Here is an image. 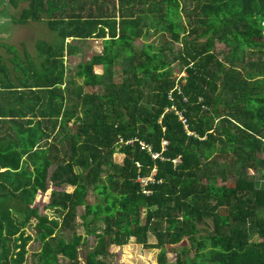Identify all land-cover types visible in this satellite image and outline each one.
<instances>
[{
  "label": "trees",
  "instance_id": "16d2710c",
  "mask_svg": "<svg viewBox=\"0 0 264 264\" xmlns=\"http://www.w3.org/2000/svg\"><path fill=\"white\" fill-rule=\"evenodd\" d=\"M26 1L22 25L59 34L38 65L0 58V264L35 241L38 264H79L90 236L85 264H122L131 239L156 264L175 246L173 264H264V0ZM151 34L179 69L170 46L135 52ZM106 35L69 74L65 41Z\"/></svg>",
  "mask_w": 264,
  "mask_h": 264
},
{
  "label": "rangeland",
  "instance_id": "374dc122",
  "mask_svg": "<svg viewBox=\"0 0 264 264\" xmlns=\"http://www.w3.org/2000/svg\"><path fill=\"white\" fill-rule=\"evenodd\" d=\"M2 2V0H1ZM11 0H3V2L0 4V31L1 32H6V31H10V29L13 28V26L10 24V18H12V22L15 25H20L22 24V22L20 21V11L19 9H13V7H11ZM7 5V6H6ZM22 6L20 7L21 10ZM14 15V16H13ZM12 16V17H11ZM5 18L9 19L5 21ZM7 22H9V26L5 25L7 24ZM28 24V21H27ZM24 25V24H23ZM17 29L19 30V32H17L16 36L14 37V39H4V38H0V58L3 59L5 61V63L8 62V65L10 67H12V60L16 57V56H20V58H23V47H28L26 48L27 50H30V48H32L33 44H32V39L36 40V42L43 43V40H39V33H42L43 30L41 29H37L36 27H32V28H21V27H17ZM16 29V30H17ZM42 38V37H40ZM169 41V37L163 36V35H155L153 36L152 34L147 36V38H142L141 40L135 41L133 43V48L136 51H140L144 46L148 45V44H155V46L157 48H159L160 46L166 45V46H170L172 48L171 52L167 53V60L170 62H172L171 64V68L173 69V71L176 68H180L181 65L178 64V60L174 61V57L175 55H177V53H179V49H180V44L179 43H174L172 41H170L169 43L167 42ZM46 42V41H45ZM166 42V43H165ZM16 46V47H15ZM18 48V49H17ZM217 50L219 52L224 51V46L221 44L217 45ZM9 53V54H8ZM35 56V52L33 53V56ZM222 57V56H221ZM121 59L117 60L116 65L119 66V64L121 63ZM32 63V62H31ZM6 65V64H5ZM75 70V69H74ZM70 71V70H69ZM185 74H177L176 72H174L173 76L177 78L183 77ZM2 78H4L2 76ZM122 79L121 75H115L113 80L115 82H120ZM78 83L82 82V79L78 78L77 79ZM99 90V89H98ZM102 92V90H101ZM187 128V126H185V129ZM166 143H163V146H165ZM251 172V171H250ZM257 176V186L258 187H263V180H262V174L259 172L258 174H256ZM48 187H50L51 190H58V188L54 187L53 185H48ZM90 194H92V190L90 191ZM89 202L93 203V198L92 196H89ZM85 212V207H80L78 208V213L79 215H82ZM47 215H50V217H58V215L55 214V211L53 210H47L46 212ZM259 215L261 218H264V210H261L259 212ZM78 222H82L81 219H78ZM100 226H96V228H94L95 226H93V228L95 230H97L98 233H100V231L104 228V225L102 222L99 223ZM78 232L81 233L82 235L85 236V229L84 227L79 228ZM150 243H156V239L150 235V237L148 238ZM88 241V245H83L80 248V255H79V264H85L86 263V255L88 253V250L91 251L93 249V245L96 243V239L93 236H90L87 238ZM252 241H258V236L254 235L252 238ZM189 246H186V248H188ZM184 246H175L173 250L167 252L166 254V258L168 263H175L177 260V255L180 254V252L184 249ZM28 249V254L26 255V260L24 264H38V257L35 256V254H37L40 249H41V244L37 241L35 242H30L27 246ZM158 252L159 250H144L142 249V247L140 245L135 244L134 239H131L129 241V243L125 246H122L120 248V255L122 257V264H156L157 263V256H158ZM110 261H113L112 258H110ZM60 264H73L71 262H69L68 260H66L65 258L61 257L60 258Z\"/></svg>",
  "mask_w": 264,
  "mask_h": 264
},
{
  "label": "crops",
  "instance_id": "0c3cea01",
  "mask_svg": "<svg viewBox=\"0 0 264 264\" xmlns=\"http://www.w3.org/2000/svg\"><path fill=\"white\" fill-rule=\"evenodd\" d=\"M81 1H87V0H81ZM108 1V0H107ZM11 7H13V9H19V11L23 10L24 8H27L29 5V2L26 0H19V2H17L16 6L13 3H10ZM89 4H92V0H90ZM7 6V5H6ZM22 6L21 10L20 7ZM89 6L87 5V13H89ZM14 16V15H13ZM12 17V16H11ZM9 20V19H8ZM10 22L11 25L13 26L12 29H10V31H6V32H1L0 31V38H4L6 40L8 39H14V37L17 35L16 33L19 32V30L17 29V27H21V28H32V27H36L37 29H41L43 30L42 33H39V40H43V43L40 42L41 44H53L55 42L54 38L56 34H59L58 30L59 27H56L55 25H50L47 24V20H42V21H32L29 20L28 24H20V25H15L12 22V18H10ZM17 29V30H16ZM106 32V30H104ZM42 37V38H40ZM108 40V36L106 35L104 39H87V40H73V39H67L65 41V49H64V64L65 66H67L68 68V73L70 74L69 70H74V68L78 67V66H82L84 64H87L88 62H90L92 60V58L94 56H98L102 53L103 50V42ZM46 41V42H45ZM38 42H36V40L32 39V48H30V50H27L26 48L28 47H23V60H26V55L29 57H27L28 59H30L31 61H34L35 65H38L42 59H40L39 56V49L38 46L39 44ZM72 45L74 48L72 49L71 53L72 55H68V46ZM16 47V46H15ZM40 47V46H39ZM18 49V48H17ZM35 52V56H33V53ZM9 54V53H8ZM8 64V62L6 63ZM13 79H16V77H13Z\"/></svg>",
  "mask_w": 264,
  "mask_h": 264
},
{
  "label": "flooded vegetation",
  "instance_id": "af4514ba",
  "mask_svg": "<svg viewBox=\"0 0 264 264\" xmlns=\"http://www.w3.org/2000/svg\"><path fill=\"white\" fill-rule=\"evenodd\" d=\"M1 3H2V2H1ZM1 3H0V4H1ZM6 20H8V19L5 18V21H6ZM8 24H9V22H7V24H5V25L9 26ZM10 24H11V22H10ZM9 30H10V28H9Z\"/></svg>",
  "mask_w": 264,
  "mask_h": 264
},
{
  "label": "built area",
  "instance_id": "2783aa9c",
  "mask_svg": "<svg viewBox=\"0 0 264 264\" xmlns=\"http://www.w3.org/2000/svg\"><path fill=\"white\" fill-rule=\"evenodd\" d=\"M180 121L185 125V121H183L182 117H180Z\"/></svg>",
  "mask_w": 264,
  "mask_h": 264
},
{
  "label": "water",
  "instance_id": "95a60500",
  "mask_svg": "<svg viewBox=\"0 0 264 264\" xmlns=\"http://www.w3.org/2000/svg\"><path fill=\"white\" fill-rule=\"evenodd\" d=\"M0 10H2V9H0Z\"/></svg>",
  "mask_w": 264,
  "mask_h": 264
}]
</instances>
